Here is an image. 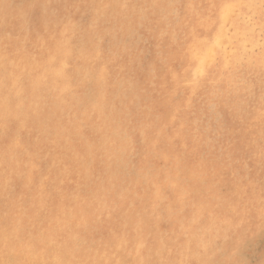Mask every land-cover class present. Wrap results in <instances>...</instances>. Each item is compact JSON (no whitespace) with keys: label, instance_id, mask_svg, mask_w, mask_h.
I'll list each match as a JSON object with an SVG mask.
<instances>
[{"label":"rangeland","instance_id":"obj_1","mask_svg":"<svg viewBox=\"0 0 264 264\" xmlns=\"http://www.w3.org/2000/svg\"><path fill=\"white\" fill-rule=\"evenodd\" d=\"M0 108V264H264V0H0Z\"/></svg>","mask_w":264,"mask_h":264},{"label":"bare ground","instance_id":"obj_2","mask_svg":"<svg viewBox=\"0 0 264 264\" xmlns=\"http://www.w3.org/2000/svg\"><path fill=\"white\" fill-rule=\"evenodd\" d=\"M3 2H4V1H3ZM6 69H7V68H6ZM4 76H5V75H4ZM1 83H2V82H1ZM4 90H5V89H4ZM73 99H74V98H73ZM77 99H78V98H77ZM63 101H64V100H63ZM63 101H62V102H63ZM74 101H75V100H74ZM63 103H66V102L64 101ZM75 103H76V102H75ZM79 103H80V101H79ZM41 107H42V106H41ZM2 110H3V109L0 108V116H2V115H1V114H2V113H1ZM16 116L19 117V119H21V120H22V118H23V116L21 117V116L19 115V113H17ZM24 117H26V119H24V122H25V121L27 122L28 119L31 120V119L33 118L32 114L24 115ZM1 118H2V120H3V123H2L1 125H2V126H3V125H6V124H5V120H4V118H3V117H1ZM30 120H29V121H30ZM0 121H1V120H0ZM18 122H19V120H18ZM26 122H25V123H26ZM24 126H25V125H24ZM3 128H4V127H3ZM3 128H2V129H3ZM4 130H5V129H4ZM4 135H5V134H4ZM4 135H3V136H4ZM14 141H15V140H14ZM15 149H16V148H15ZM84 167H85V166H84ZM87 168H88V167H87ZM84 172H85V171H84ZM90 172H92V171H90ZM86 173H87V172H86ZM110 173H112V172H110ZM112 174H113V173H112ZM82 175H83V174H82ZM109 176H110V174H109ZM92 177H93V176H92ZM97 177H98V176H97ZM82 178H85V177L83 176ZM80 179H81V178H80ZM100 179H101V178H100ZM86 180H87V179H86ZM88 180H89V179H88ZM94 180H95V179H94ZM99 182H100V180H99ZM97 185H98V184H96V186H97ZM85 189H86V188H85ZM88 189H89V188H88ZM88 189H87V190H88ZM91 192H92V191H91ZM93 193H94V192H93ZM85 194H86V193H85ZM88 195H89V194H88ZM85 196H86V195H85ZM112 196H113V195H112ZM35 199H36V198H35ZM35 202H37V201H35ZM109 203H110V202H109ZM116 215H117V214H116ZM113 216H114V214H113ZM116 217H117V216H116ZM112 219H113V218H112ZM108 220H109V219H108ZM115 220H116V219H115ZM119 220H121V218H120ZM119 220H117V221H119ZM126 222H127V221H126ZM108 223H109V222H108ZM116 224H117V223H116ZM116 224H115V225H116ZM121 224H122V223H121ZM113 225H114V223H113ZM47 227H48V226H47ZM116 228H117V227H116ZM119 228H120V227H119ZM129 229H130V228H129ZM45 230H46V229H45ZM127 232H128V231H127ZM6 235H7V234H6ZM8 235H9V233H8ZM9 238H10V237H9ZM31 256H32V255H31ZM25 258H26V257H25ZM26 259H32V260H33V257H32V258H26ZM50 264H52V263H50Z\"/></svg>","mask_w":264,"mask_h":264}]
</instances>
